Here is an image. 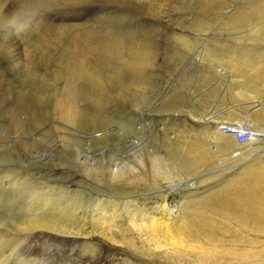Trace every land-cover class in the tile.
Segmentation results:
<instances>
[{
  "label": "rangeland",
  "instance_id": "obj_1",
  "mask_svg": "<svg viewBox=\"0 0 264 264\" xmlns=\"http://www.w3.org/2000/svg\"><path fill=\"white\" fill-rule=\"evenodd\" d=\"M49 1L36 11L61 23L57 2ZM112 1L77 16L89 21L61 41L37 30L9 38L0 24V264H264V232L237 223L217 203L234 197L223 191L246 164L264 160V0ZM83 34L111 42V55L91 60L104 85L71 73L74 40L84 44ZM7 44L33 52L38 66L30 72L6 63ZM47 53L60 56L50 61ZM67 94L76 95L79 116L60 117ZM255 100L260 111L248 113ZM217 120L249 130L248 143L213 133ZM208 144L214 155L199 161L195 146ZM39 190L54 197V207L43 208ZM257 199L264 208V184ZM35 216H52L74 234L37 232L22 243L18 234ZM184 216L193 237L176 231Z\"/></svg>",
  "mask_w": 264,
  "mask_h": 264
},
{
  "label": "bare ground",
  "instance_id": "obj_2",
  "mask_svg": "<svg viewBox=\"0 0 264 264\" xmlns=\"http://www.w3.org/2000/svg\"><path fill=\"white\" fill-rule=\"evenodd\" d=\"M47 0H0V24H2L3 22H6L5 20H4V18H7V16L9 15V13L12 11V9L14 8V7H19V8H21V9H23L24 11H26L27 13H29L31 16H33L34 17V21H33V25H32V28H31V30H37V31H39L40 33H41V35L43 34H45V35H47V31H50L49 33H52V32H54L55 34H56V36L54 35V33H52V35H51V37H53V35L55 36V37H53V40H54V38L56 39H59V38H63L64 39V37L63 36H65V35H68L69 33H73V32H71L72 30H75V29H80L81 27H84V25L86 24V23H84L85 21L86 22H88L86 19L87 18H85V19H83V20H81V21H77L75 18L77 17V16H80V15H88V14H96L97 12H98V10L100 9L99 8V6L102 4L103 5V3L105 2V0H53V1H49V4L50 3H55V2H57V5H55V6H57V8H55V12H56V14H57V16L59 17V18H61L62 20V22L61 23H57V21L56 22H54L55 20H51V19H49L48 17V15L44 12L43 13V15H41V12H40V10H39V12L38 11H36V9H38L39 8V6L40 5H43L42 4V2L44 3V4H46V3H48V2H46ZM114 1V0H113ZM112 1V2H113ZM107 2V1H106ZM106 2H105V4L104 5H106ZM155 2V1H154ZM145 3V2H144ZM110 4V3H109ZM47 5V4H46ZM167 5V4H166ZM122 8V7H121ZM34 9H35V12H37V13H39V15L37 14V17H36V14H35V12H33L34 11ZM154 9H156V8H154ZM42 11V10H41ZM53 12V11H52ZM51 13V12H50ZM110 13V12H109ZM149 13V12H148ZM99 14V13H98ZM155 14V13H154ZM49 15H51V14H49ZM100 16V15H99ZM52 17V16H51ZM87 17V16H86ZM65 18H67L68 20H69V22H65V20L63 21V19H65ZM101 19V18H100ZM91 21V20H90ZM100 23V22H99ZM5 24V23H4ZM139 24V23H138ZM112 26V25H111ZM2 27V26H1ZM85 28H87L86 26H85ZM84 28V29H85ZM89 28H91L90 26H89ZM2 29V28H1ZM94 29V28H93ZM2 30H4V33L5 34H7L8 35V33L5 31V29H2ZM67 30V31H66ZM83 30V29H82ZM81 30V31H82ZM87 30H90V29H87ZM95 30V29H94ZM57 31V32H56ZM76 31V30H75ZM97 31V30H96ZM1 32V31H0ZM85 32H86V29H85ZM95 32V31H94ZM28 33V32H27ZM32 33V35H34L33 34V32H31ZM68 33V34H67ZM77 33V32H76ZM83 33V32H82ZM87 33H89L88 31H87ZM92 33H93V31H92ZM91 33V34H92ZM93 34H95V33H93ZM92 34V35H93ZM6 35V36H7ZM43 35H42V37H43ZM71 35V34H70ZM92 35H90L91 37H92ZM96 35H98L97 34V32H96ZM27 36V35H26ZM36 36V35H35ZM38 36V35H37ZM36 36V37H37ZM48 36V35H47ZM81 36V35H80ZM99 36V35H98ZM39 37H40V35H39ZM69 37V36H68ZM75 37V36H74ZM85 37V40H84V44L81 42V40H83L81 37H79V38H75V40H74V42H76V44L73 46V49L75 50V51H77L78 53H79V55H77L78 56V59L76 60V61H74L73 60V62L74 63H72L73 65V69L72 68H70L69 67V69H72L71 70V73L74 75H79L80 74V76H82V74H83V77H89V78H91V79H93L94 78V80L96 81V79H97V82L99 83V85H104V83H103V78L100 76V75H98V73L95 71L96 70V68L94 69V66H92L93 64V62H91V60H93L94 61V58H96V57H99L100 55L102 56L104 53L105 54H110L111 55V47L110 46H112L111 45V42L109 41V40H107L106 42L107 43H105V41H101V42H97V44H95V40L94 41H92L93 40V38L95 37H93V38H91V37H89L88 38V36H87V38H86V36L83 34V38ZM46 38V37H45ZM48 38V37H47ZM99 38V37H98ZM116 38V37H115ZM14 39H15V37H14ZM17 39V38H16ZM32 39V38H31ZM37 39V38H36ZM36 39H34L35 41H36ZM40 39V38H39ZM39 39L37 40V42H39ZM49 39V38H48ZM48 39H46V40H48ZM66 40H67V38H65ZM111 39V38H110ZM18 40H21V39H18ZM49 40H51V39H49ZM45 41L46 43H50V42H53V40H51V41ZM60 41H61V39H59ZM59 40H57L58 42H60ZM65 40V41H66ZM71 40H72V38H71ZM2 41V40H1ZM11 41L12 40H10V42L9 43H11ZM15 41V40H14ZM41 41V40H40ZM43 41V40H42ZM42 41H41V43H42ZM65 41H64V44L63 45H65ZM97 41V40H96ZM123 41H125V40H123ZM122 41V42H123ZM2 42H4V41H2ZM16 42V41H15ZM18 42V41H17ZM19 42H21V41H19ZM29 42V41H28ZM55 42V41H54ZM53 42V43H54ZM67 42V41H66ZM122 42H120L119 41V47H120V49L121 50H124V47H123V43ZM5 43H7V42H5ZM8 43V44H9ZM14 43V42H13ZM23 43V42H22ZM80 43H82L83 45H81ZM6 45L7 47H8V49L6 50L5 49V54H3V55H5L4 56V60H5V62L6 63H11L12 65H13V67H15V68H17L18 69V67H27V68H29L30 69V72H32L33 70V68H36V66H38L37 65V62H38V59L37 58H35L34 57V55H33V52H29V50L26 52L25 51V48L23 47H21V46H19V45H17V44H10V45ZM25 44V43H24ZM38 44V43H37ZM114 44V43H113ZM3 45V44H2ZM38 45H40V44H38ZM44 45V44H43ZM52 45V44H51ZM54 45V44H53ZM56 45H59V47H60V44H56ZM73 45V44H72ZM36 46V45H35ZM47 46V45H46ZM46 46H42V47H46ZM70 46V45H69ZM117 46V45H116ZM0 47H1V44H0ZM30 47H31V45H30ZM38 47V46H37ZM37 47L35 48V49H37ZM40 47V46H39ZM48 47H49V45H48ZM66 47V46H65ZM4 48V47H3ZM27 48H29L28 46H27ZM62 48V50H63V48L64 47H61ZM69 48V47H68ZM113 48V47H112ZM1 49V48H0ZM40 50H43V48H39ZM46 49V51H47V49H48V51H49V48H45ZM54 49V48H53ZM53 49H51V51L53 50ZM67 49V47L64 49L65 51H67L66 50ZM70 49V48H69ZM72 49V50H73ZM118 50V52L117 53H119V57H121L122 58V55H123V53L121 52V50ZM27 50V49H26ZM31 50V49H30ZM55 50H58V49H56V46H55ZM63 50V51H64ZM2 51V50H1ZM64 51V53H66ZM3 52V51H2ZM1 52V53H2ZM24 52V53H23ZM35 52H37V51H35ZM38 52H40V54H41V52L42 51H39L38 50ZM38 52H37V54L36 55H38V57H39V54H38ZM57 52H59V51H57ZM68 52V51H67ZM70 52V51H69ZM74 52V51H73ZM22 53V54H21ZM44 53V52H43ZM49 53H51L50 51H49ZM52 53L54 54V55H56V54H58V53H54V50L52 51ZM76 53V52H75ZM48 54V53H47ZM68 54V53H67ZM44 55V54H43ZM50 55V56H49ZM74 55L75 54H73V57H74ZM110 55H108V57L107 58H110ZM46 56L47 55H45V57L44 56H41V57H43L44 59L46 58ZM48 56L50 57L49 58V60L50 59H53V58H55V57H53V55H52V57H51V54H48ZM60 55H58V57H59ZM66 59H67V55L65 56V55H63ZM69 56H72V55H69ZM58 57H56V58H58ZM72 58V57H71ZM71 58H68V60L70 59V60H72ZM40 59V58H39ZM66 59H62L63 60V62H64V60L66 61ZM74 59V58H73ZM98 59V58H97ZM97 59H95L96 61H97ZM46 60V59H45ZM48 60V57H47V61H49ZM56 60V59H55ZM58 60V59H57ZM69 60V61H70ZM40 61V60H39ZM42 61H44L43 59H42ZM47 61H44V62H47ZM51 61V60H50ZM49 61V62H50ZM59 61V60H58ZM61 61V60H60ZM4 62V61H3ZM52 62H53V60H52ZM72 62V61H71ZM41 63V62H40ZM43 63V62H42ZM48 63V62H47ZM62 63V62H61ZM95 63V62H94ZM97 63V62H96ZM53 64H54V62H53ZM52 64V65H53ZM60 64V63H59ZM63 64V63H62ZM67 64H68V62H67ZM70 64V63H69ZM107 64V63H106ZM40 65V64H39ZM50 65H51V62H50ZM50 65H48L49 66V68H52V67H50ZM51 65V66H52ZM55 65V64H54ZM58 65V64H57ZM56 65V66H57ZM95 66L97 65V64H94ZM45 66H46V64H45ZM48 66H46V67H48ZM59 66V65H58ZM60 66H62L63 67V65H60ZM108 66V65H107ZM7 67V66H6ZM98 67V66H97ZM2 68V67H1ZM0 68V69H1ZM65 68V67H64ZM63 68V69H64ZM43 69V68H42ZM61 69V68H60ZM49 70H51V69H49ZM65 70V69H64ZM97 70H98V68H97ZM67 71H68V69H67ZM76 72H77V74H76ZM103 80V81H102ZM60 108H59V115H60V117H64V118H66V117H75V116H79L80 115V109H79V105H78V103H77V98H76V95H73V94H67L66 96H64L62 99H60ZM103 105V104H102ZM262 105H263V102L262 103H260V102H258V101H254L253 103H252V107L251 108H249V110L247 111L248 113H252V114H255V113H258L259 111H260V108L262 107ZM58 111V110H57ZM55 115V114H54ZM66 116V117H65ZM210 119H212V118H210ZM210 119H208L207 118V122L210 120ZM218 121V125L216 126V129L217 128H219L218 130H220V131H217L216 129H215V131H213V133H221V132H223L224 134H227V135H229V137L230 138H235L238 142H242V139H237L236 137H235V135L233 134V133H231V132H226L224 129H223V127H224V125H227L228 123H225L224 121H222V122H219V121H221V120H217ZM217 123V122H216ZM230 125V124H229ZM230 126H233V127H235L234 125H230ZM235 128H237V127H235ZM239 129H244V130H246V131H249V130H247V129H245V128H239ZM97 132H99V131H97ZM102 132H104V131H102ZM250 132V131H249ZM252 134V133H251ZM90 135H91V133H90ZM97 136H101L100 134H98ZM101 137H103V136H101ZM251 138V137H250ZM101 139V138H100ZM215 144H216V146L217 147H219L221 144H220V142H218V140L217 139H215ZM214 144V145H215ZM186 145V144H185ZM200 145V144H199ZM202 145V144H201ZM184 146V145H183ZM210 146V144H208V145H206L205 147H200V146H198L197 147V145L195 146V154H196V156H197V159L199 160V161H201V160H208V158L210 159V158H212L211 157V155H214V152H212V151H210L209 150V147ZM187 147V146H186ZM185 149V148H184ZM168 150V149H167ZM129 151H132V149L130 148L129 149ZM156 152V151H155ZM127 153V152H126ZM129 155H130V153H129ZM153 155V154H152ZM231 155V154H230ZM232 156V155H231ZM217 157V156H216ZM154 159L153 160H155V161H157L158 163H159V159L160 158H158V157H153ZM162 158V157H161ZM163 160V159H162ZM197 162V161H196ZM162 166V165H161ZM6 170V169H5ZM238 176H240V175H238ZM230 179H232V178H230ZM244 180V181H238V180ZM237 181H232V183L229 185V187H227L226 189H224V193H233L234 194V197L233 198H229V200H231L230 202H226V200H225V202L224 201H220V200H222V198H218V201H217V203L218 204H221V206H219V210L220 211H223V213H225L226 215H230V216H233L232 217V219L233 218H235L236 220H237V223H238V221H240L244 226H247V227H250V228H252V224H255L254 225V229L256 230H258V231H260V232H264V214H263V212H262V210H264V208H262V206L259 204V203H261L262 204V202H260V201H258V199H257V196H258V193H259V190H260V188L263 186V184H264V160L263 159H259V160H257V161H252V162H250L249 164H246V166L244 167V170H243V173H241V176L239 177V179H238ZM250 180H252V181H250ZM254 180H256V181H254ZM1 182V181H0ZM13 182V181H12ZM11 182V183H12ZM34 182V181H33ZM37 182V181H36ZM35 182V183H36ZM42 182V181H41ZM2 183V182H1ZM0 183V184H1ZM5 183V182H4ZM3 183V184H4ZM11 183H9V185L11 184ZM30 183H31V181H30ZM34 183V184H35ZM38 183V182H37ZM36 183V184H37ZM66 183H67V181H66ZM253 183V184H252ZM263 183V184H262ZM13 184V183H12ZM28 185H29V183H28ZM31 185H32V183H31ZM37 185H39V184H37ZM37 185H36V187H37ZM47 185V184H46ZM67 185V184H66ZM243 185H245V187H248L246 190H241V188H242V186ZM12 186V185H11ZM23 186H24V184H23ZM22 186V187H23ZM25 186H26V184H25ZM1 187V186H0ZM3 187H4V185H3ZM3 187H1V188H3ZM5 187H6V184H5ZM10 187V186H9ZM40 187V186H39ZM39 187H38V189H39ZM31 188H33L32 186H31ZM25 189H26V187H25ZM46 189V188H45ZM63 189H65V188H63ZM5 190V189H4ZM3 190V191H4ZM24 190V189H23ZM32 190H34V191H36L35 190V188L34 189H31V191ZM43 190V189H42ZM41 190V191H42ZM52 190V189H51ZM2 191V192H3ZM29 192H30V190H28ZM40 191V190H39ZM39 191H37V192H39ZM40 191V192H41ZM25 192H26V190H25ZM50 192V191H49ZM54 192V191H53ZM4 193V192H3ZM32 193V192H31ZM42 194H43V208L44 209H49V207L50 206H52L51 204L53 203V201H55L51 196H49V193L48 192H41ZM16 194V193H15ZM27 194V193H26ZM32 194H34V192L32 193ZM38 194V193H37ZM50 194H52V193H50ZM28 195H30V194H28ZM27 195V196H28ZM39 195V194H38ZM262 195V194H261ZM13 196V195H12ZM33 196V195H32ZM233 196V195H232ZM231 196V197H232ZM13 197H15V196H13ZM29 197V196H28ZM28 197H26V200H27V198ZM33 198H34V196H33ZM1 199V198H0ZM29 199V198H28ZM51 199V200H50ZM211 199H214V198H211ZM40 200V199H39ZM209 200H210V198H209ZM0 201H2V200H0ZM34 201H37V200H34ZM41 201V200H40ZM39 201V204H41V202ZM212 201V200H211ZM215 202H216V200H214ZM26 202V201H25ZM29 203L27 204V205H29L30 204V201H28ZM209 201H207L205 204L207 205V203H208ZM21 203V202H20ZM57 203V202H56ZM231 203V204H230ZM38 204V205H39ZM53 204H55V203H53ZM58 204V203H57ZM211 204H213V202L211 203ZM215 204V203H214ZM30 206H32L33 208H34V205H32V204H30ZM75 206V205H74ZM231 206H233L234 207V210H235V213H231V212H233L232 210H231ZM31 207V208H32ZM37 207V206H36ZM35 207V208H36ZM52 207H54V206H52ZM51 207V208H52ZM207 206H205V208H206ZM209 207H211V206H209ZM217 207V206H216ZM38 208H42V207H38ZM57 208V207H56ZM74 208V207H73ZM204 208V209H205ZM4 209V208H3ZM59 209V208H58ZM32 210V209H31ZM40 210V209H39ZM71 210V209H70ZM69 210V211H70ZM74 210V209H73ZM213 210V209H212ZM61 211V210H60ZM67 211V210H66ZM210 211V210H209ZM36 212V211H35ZM34 212V213H35ZM51 212V211H50ZM58 212V211H57ZM65 212V211H64ZM258 212V213H257ZM41 214L42 213H44L43 211H41L40 212ZM66 213V212H65ZM37 215V214H36ZM56 216V215H55ZM31 217V216H30ZM37 217H39V216H35V217H33V218H31L30 220H29V223L27 222V224L25 225V228H24V231H23V233L22 234H18L19 236L20 235H22L21 236V238H22V243H26L31 237H33L34 235H35V233H37V232H39L38 234L40 235V236H46V235H48V233H50V234H53V235H56V236H61V237H65L66 235H70V234H74L73 233V226H71V225H69V224H67V225H61V224H59V223H57V224H54V222L52 221V220H50L49 218H51L52 216H50V217H48V218H46V217H40V218H38L37 219ZM65 217V216H64ZM210 217V216H209ZM26 219L28 218V215H27V217H25ZM59 218V217H58ZM230 218V217H229ZM29 219V218H28ZM27 219V220H28ZM53 219V218H52ZM183 219V218H182ZM210 219V218H209ZM251 219V220H250ZM55 220V219H54ZM60 220V219H59ZM205 220H207V219H205ZM236 220H235V222H236ZM17 221V220H16ZM71 221V220H70ZM210 221L211 222H214V224L216 223V225L218 224H220V225H222V231H230L229 229H228V227L223 223V222H218L217 220H216V222L214 221V220H211L210 219ZM19 222V221H18ZM23 221H21V223H22ZM58 222V221H57ZM67 222H69V221H67ZM208 222V221H207ZM20 223V224H21ZM25 223H26V221H25ZM22 224H24V223H22ZM138 224V223H137ZM192 224V221L190 220V219H188L187 217H185L184 216V220L182 221V223L180 224V226H179V228H177V233H178V235L179 236H181V237H184V236H187V235H190V237H193V235H192V233H191V230H190V225ZM227 224V223H226ZM213 225V224H212ZM239 226H240V224H238ZM243 225H241V226H243ZM114 226V220L112 219V221H110V225H108V229H109V231H111V239H113L114 241H116V237H117V235H116V230H114V229H112V230H110L112 227ZM172 226H173V224H170L168 227H169V229H171L172 228ZM198 226V225H197ZM214 226V225H213ZM229 226V225H228ZM2 227V226H1ZM221 227V226H220ZM219 228V227H218ZM246 228V227H245ZM21 229H23L22 227H21ZM174 229V228H173ZM7 231V230H6ZM12 231V230H11ZM170 231V230H169ZM205 231V230H204ZM203 231V232H204ZM13 232V231H12ZM4 233V232H3ZM194 233V232H193ZM201 233V232H200ZM211 233V232H210ZM227 233V232H226ZM171 234V233H170ZM204 234H206V233H204ZM166 235V234H165ZM213 236H214V234H212ZM210 236H211V234H210ZM212 236V237H213ZM10 237V236H9ZM110 237V236H109ZM209 237V236H208ZM239 237V236H238ZM11 238V237H10ZM13 238V237H12ZM15 238V237H14ZM13 238V239H14ZM17 238H18V236H17ZM236 238V237H235ZM172 239V238H171ZM175 239V238H174ZM177 239V238H176ZM184 239V238H183ZM209 239H210V237H209ZM211 239H213L212 241L213 242H215V241H217L215 238H211ZM120 240V239H119ZM11 241V240H10ZM14 241V240H13ZM25 241V242H24ZM28 248H31V245L28 247ZM13 249V248H12ZM7 251V250H6ZM237 251V250H236ZM6 256V255H5Z\"/></svg>",
  "mask_w": 264,
  "mask_h": 264
},
{
  "label": "clouds",
  "instance_id": "obj_3",
  "mask_svg": "<svg viewBox=\"0 0 264 264\" xmlns=\"http://www.w3.org/2000/svg\"><path fill=\"white\" fill-rule=\"evenodd\" d=\"M34 17L19 7H14L6 18L5 31L9 38L21 39L31 30Z\"/></svg>",
  "mask_w": 264,
  "mask_h": 264
},
{
  "label": "built area",
  "instance_id": "obj_4",
  "mask_svg": "<svg viewBox=\"0 0 264 264\" xmlns=\"http://www.w3.org/2000/svg\"><path fill=\"white\" fill-rule=\"evenodd\" d=\"M223 129L226 132L233 133L238 140L242 139L241 143H248V141L250 140V137L252 136L251 132L246 131L244 129L235 128L230 125H224Z\"/></svg>",
  "mask_w": 264,
  "mask_h": 264
}]
</instances>
